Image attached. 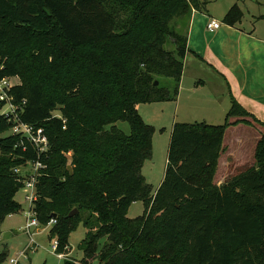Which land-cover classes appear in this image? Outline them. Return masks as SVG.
Masks as SVG:
<instances>
[{
  "label": "trees",
  "instance_id": "trees-1",
  "mask_svg": "<svg viewBox=\"0 0 264 264\" xmlns=\"http://www.w3.org/2000/svg\"><path fill=\"white\" fill-rule=\"evenodd\" d=\"M207 4L0 0V80L18 77L9 94L15 105L25 100L14 120L0 116V134L28 125L34 135L42 128L48 144L39 152L24 135L0 137V226L22 210L14 200L25 181L19 167L39 163L33 212L39 225L55 221L48 239L57 242L63 264H264V124L233 98L222 125H172L154 192L141 173L153 155L152 128L137 105L176 100L187 49L170 23H184L192 10L205 13ZM238 17L233 7L223 22ZM19 56L28 62L27 80ZM58 106L62 118L52 115ZM238 124L262 129L254 162L217 185L211 176L223 135ZM135 202L144 212L129 219ZM79 225L86 233L78 245L83 258L76 260L66 249Z\"/></svg>",
  "mask_w": 264,
  "mask_h": 264
},
{
  "label": "crops",
  "instance_id": "crops-1",
  "mask_svg": "<svg viewBox=\"0 0 264 264\" xmlns=\"http://www.w3.org/2000/svg\"><path fill=\"white\" fill-rule=\"evenodd\" d=\"M229 1L219 19L210 15L206 5L205 13L192 10L182 26L180 23L176 26L186 37L187 51L178 96L173 102H165L174 109L171 127L175 123L221 125L230 109L231 98L264 124V12L258 9L257 13L251 14L240 8V0ZM233 7L239 17L231 23L223 22ZM212 19L219 21L220 27L208 31L206 24ZM166 86L172 87V82ZM235 120L229 118V122ZM250 132V128L242 124L227 128L217 163L222 160L225 164L226 161L227 167L230 160L237 162V166L252 164L259 133L253 135ZM20 192L14 200L22 207L25 192Z\"/></svg>",
  "mask_w": 264,
  "mask_h": 264
},
{
  "label": "rangeland",
  "instance_id": "rangeland-1",
  "mask_svg": "<svg viewBox=\"0 0 264 264\" xmlns=\"http://www.w3.org/2000/svg\"><path fill=\"white\" fill-rule=\"evenodd\" d=\"M207 9L210 12L212 17L218 18L221 12L224 10L226 4L230 3L229 0H207ZM234 2L235 0H231ZM238 5L243 10H248L251 14L259 12H264V0H240ZM192 13V12H191ZM180 23L179 26H182V21H172L170 25L174 24L175 27ZM179 29V28H178ZM182 33V29H180ZM166 49L171 50L172 47L167 44ZM24 54V53H23ZM17 65L21 67V71L23 73H27L26 67L28 66V62L23 59L22 56L18 57L16 61ZM29 74H26V80ZM24 82L27 85L26 81ZM160 82L162 84L167 85L170 80L165 78H160ZM10 83L12 85L19 84L20 79L18 77L10 78ZM169 103H156V104H139L137 105V112L140 115L142 121L152 128V137L150 140V147L152 150V159L149 161H145L142 164L141 173L149 185L152 186V191L154 192L163 177L165 165H166V156L167 149L170 139V131H171V122L174 116L173 106H170ZM157 107V108H156ZM167 107V110H165ZM60 107L58 106L56 110L52 112V115L57 118H62L61 113L59 112ZM3 112H7L6 109H3ZM165 114V115H164ZM247 121H251L249 118H245ZM222 125V124H221ZM245 126V125H243ZM118 127L124 132H129V127L127 123H118ZM248 128V126H245ZM250 133L255 134L259 133L258 129H261L259 126L249 127ZM262 130V129H261ZM255 131V133L253 132ZM40 133L44 136V131L42 128L36 129V133ZM12 132L9 130L0 134V137H5L11 135ZM222 158L225 159V156L222 154ZM223 159V160H224ZM249 160V159H248ZM224 161L220 160L214 168L212 172V182L215 184L221 183L222 180L225 179L231 172L233 167L237 166V162L233 160L228 161L229 165L226 166L223 164ZM19 172L24 177L25 180L29 179L30 175L34 173V167L32 164L19 167ZM20 192V191H19ZM19 195H22L20 192ZM24 198V197H23ZM28 204L25 201H22V210L20 213L12 215L7 218L3 224L0 226V254L3 252L6 253L5 260L0 262V264H8V261L11 259H16L18 254L27 246L29 243L28 237L22 232L19 228L24 224L25 213ZM144 212V205L141 202H135L128 207L127 210V218L134 219L141 216ZM89 215V214H88ZM52 228L51 224L40 225L37 228L36 234L34 235L35 240V249L33 253L28 254L27 259H21L20 264H63V255L59 257L51 248L53 245V241H49L48 233ZM84 231L82 225H79L76 231L69 234L68 237V249H66V255L71 259L80 260L83 258V253L78 249V245L81 240L84 238ZM106 237L100 240L101 243H104ZM64 254V253H63ZM92 264H98L97 260L92 261Z\"/></svg>",
  "mask_w": 264,
  "mask_h": 264
},
{
  "label": "built area",
  "instance_id": "built-area-1",
  "mask_svg": "<svg viewBox=\"0 0 264 264\" xmlns=\"http://www.w3.org/2000/svg\"><path fill=\"white\" fill-rule=\"evenodd\" d=\"M220 27V22L212 19L206 24V29L208 31L217 30ZM14 85L10 83V78H5L0 80V102L4 103L3 107L0 110V116L9 117L12 116V120H14L17 116L18 112H22V107L25 104V100L22 101V105L13 104V97L9 94L11 88ZM3 109H6L7 112H3ZM12 134H19L26 136L29 141L34 144V146L38 149L39 152H44L48 148L46 138L40 133H36L34 135L32 133V127L28 125L15 124L11 129ZM34 173L30 175L29 179L24 181V187L21 189L25 192L24 200L27 202L28 207L25 213V223L24 226L21 227V231L25 233V235L29 239V243L27 246L18 254L16 259H11L8 261V264H20L21 259H27L28 254L33 253L35 249V240L34 235L36 234L37 228L40 226L35 214L33 212V202L35 201V191L34 185L36 183L35 173L36 170L40 168V164L36 163L33 165ZM20 190V191H21ZM54 220H51L49 224H54ZM57 247V242L54 240L53 245L51 246L52 250L55 252ZM61 257L62 255H58Z\"/></svg>",
  "mask_w": 264,
  "mask_h": 264
},
{
  "label": "water",
  "instance_id": "water-1",
  "mask_svg": "<svg viewBox=\"0 0 264 264\" xmlns=\"http://www.w3.org/2000/svg\"><path fill=\"white\" fill-rule=\"evenodd\" d=\"M154 84L157 85V82H155ZM76 213H77V210L74 209V210H72V211L68 214V217H72V216L75 215ZM54 216H55V215L52 214V217H54Z\"/></svg>",
  "mask_w": 264,
  "mask_h": 264
},
{
  "label": "bare ground",
  "instance_id": "bare-ground-1",
  "mask_svg": "<svg viewBox=\"0 0 264 264\" xmlns=\"http://www.w3.org/2000/svg\"><path fill=\"white\" fill-rule=\"evenodd\" d=\"M21 191H23V190H21Z\"/></svg>",
  "mask_w": 264,
  "mask_h": 264
}]
</instances>
